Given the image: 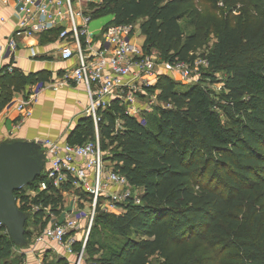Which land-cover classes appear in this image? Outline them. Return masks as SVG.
Masks as SVG:
<instances>
[{"label":"trees","instance_id":"1","mask_svg":"<svg viewBox=\"0 0 264 264\" xmlns=\"http://www.w3.org/2000/svg\"><path fill=\"white\" fill-rule=\"evenodd\" d=\"M222 2L230 16L241 5L240 15L226 22L202 57L209 63L203 77L223 84L221 101L202 82L179 91L172 77L161 76L148 92L159 88V101L169 107L155 106L145 115L146 124L128 115L127 106L118 102L101 114L105 160L142 196L141 205L131 201L121 215L98 211L86 247L87 262L152 264L150 257L157 256L160 264L220 260L264 264V0ZM190 4V0H95L90 10L95 20L111 16L109 25L141 22L145 51L156 52L164 62L194 65L200 42L196 27L202 16L187 8ZM190 27L196 30L189 33ZM13 71L0 79V114L15 94L47 81ZM87 130H93L89 118L80 121L68 142L90 141ZM42 179L43 175L29 189L37 188ZM24 191L15 195L29 217L28 248L42 227L39 219L32 221ZM41 201L53 204L55 212L62 203L60 197L46 194L33 203ZM103 231L116 238L115 245L97 240L96 234ZM16 248L25 249L0 229V264H18ZM48 261L46 257L45 264H72L63 257Z\"/></svg>","mask_w":264,"mask_h":264},{"label":"built area","instance_id":"2","mask_svg":"<svg viewBox=\"0 0 264 264\" xmlns=\"http://www.w3.org/2000/svg\"><path fill=\"white\" fill-rule=\"evenodd\" d=\"M94 1L17 0V6L22 17L20 26L26 35L60 29L57 37L60 58L63 62L75 60L76 65L66 69L52 88L58 91L69 85L82 87L90 100L86 114L96 127L101 114L110 110L113 102L126 105L128 115L146 124L145 115L153 110L151 104L158 101V95L148 91L161 76H178L191 85L202 81L201 68L209 69L206 59L198 58L194 65L161 61L156 52L149 53L136 42L140 32L135 24L108 25L99 35L93 34L90 26L95 19L90 4ZM0 2L8 4L9 0ZM16 49V40L10 39L0 47V56L10 55ZM13 70L10 67L9 72ZM44 87L38 84L27 97L15 101L20 124L33 115ZM140 101L146 102L139 104ZM117 125V130H122L119 122ZM37 142L46 152L43 179L37 188H24L23 195L30 200L28 213L32 221L39 219L42 230L23 253L36 254L40 246L49 244L51 248L54 245L55 252L60 249L72 264H98L87 262L86 253L98 211L121 215L131 201L141 205L142 191L131 186L125 175L106 162L107 152L102 148L98 130L95 139L84 144L51 139ZM42 194L53 198L75 194L76 198L68 205L59 204L55 212L53 204L33 203ZM17 203L20 208L21 203ZM0 229L7 234L1 223ZM79 243L81 249L77 250ZM38 264H44V259L39 258Z\"/></svg>","mask_w":264,"mask_h":264},{"label":"crops","instance_id":"3","mask_svg":"<svg viewBox=\"0 0 264 264\" xmlns=\"http://www.w3.org/2000/svg\"><path fill=\"white\" fill-rule=\"evenodd\" d=\"M21 18L17 0H9L8 4L0 2V47L10 39H15L17 42L15 52L6 54L4 57L0 56V79L5 73L12 74L14 71L9 72V69L13 67L26 77H32L34 80L47 79V81L45 83L38 81L36 84L27 86L25 92L15 94L11 105L0 114V144L14 140L68 141L80 121L87 118L86 111L90 100L82 87L69 85L54 91L52 86L62 77L66 69L76 65V61L61 60L60 44L55 30L30 37L20 26ZM104 18L110 19L108 24L104 25L103 22L94 25L93 23L90 26L93 34L99 35L113 19L111 16ZM144 41L143 38L141 44H144ZM38 84L45 87L33 108V115L20 124V115L14 107L15 101L27 97ZM36 234L35 232L33 239ZM48 245L40 246L38 248L40 252L29 255L23 253L27 248H16L15 253L20 257L19 264H38L39 258H43L45 264L46 257L50 258V261L58 257L67 258L60 249L55 252L52 250L54 245L52 248Z\"/></svg>","mask_w":264,"mask_h":264},{"label":"water","instance_id":"4","mask_svg":"<svg viewBox=\"0 0 264 264\" xmlns=\"http://www.w3.org/2000/svg\"><path fill=\"white\" fill-rule=\"evenodd\" d=\"M46 152L36 141H6L0 144V223L18 247L25 248L28 215L18 206L16 192L43 175Z\"/></svg>","mask_w":264,"mask_h":264},{"label":"rangeland","instance_id":"5","mask_svg":"<svg viewBox=\"0 0 264 264\" xmlns=\"http://www.w3.org/2000/svg\"><path fill=\"white\" fill-rule=\"evenodd\" d=\"M190 3L191 4L187 8L192 7L194 9V11L199 12L201 14V16H202L198 26L196 27L200 31V42L198 44L197 50L195 52V55L197 57H199V59H204L202 57L207 55L208 52L211 50V48L215 44L218 31H220L223 28V26L226 24L227 21L234 20L240 15V13H239L240 10L239 9L241 8V5L238 4L237 5L238 11L232 13V15L230 16L229 9L226 8V5L223 4L222 0H190ZM109 20H110L109 18H101V19L94 20L92 22V24L95 23L94 25H97V24H100V23L104 22L105 23L104 25H106V24H108ZM135 25H137L139 27V32H140V35L137 38V41H138L137 43L139 45H143V44H141V43H143V38H144L142 36V32L140 30L141 22H138ZM196 28L190 27L188 29V32L191 33L193 31H195ZM201 71H202L201 73L205 74L207 70L203 67V68H201ZM217 77L220 80L223 79V75H221V74H218ZM172 78L174 79V81H176V83L178 85L177 88H178L179 91H187L188 89H190V86H192L190 83L181 80V78H179L178 76H172ZM201 82H202L201 85L204 88H206L209 91H211L213 93V95L215 97H218L219 98L218 100H220V96L223 93V84L221 82L220 83H216V84H212L210 81L206 80L204 77H202V81ZM160 91L161 90L158 88L156 90L155 94H157L159 96L160 95ZM145 102L146 101H140L139 104H143ZM151 105H153V109H154L155 106L156 107L158 106V107H161V108H164V107L168 108L169 107V105L165 106L164 103H161L159 101V99H158L157 102L152 103ZM152 112H153V110L151 111V113ZM87 118L92 119V117H89L88 115H87ZM104 122L105 121L103 120L102 116H101V120L98 121L97 127H96V124L93 122V130H87L86 131V135L88 136L89 140H91L92 138H94L96 136L97 130H98V134L100 136L99 127ZM100 138H101V136H100ZM107 144H109V141L107 142ZM115 147H116V145L113 146V148H115ZM75 198H76L75 194L74 195L71 194L69 196L66 195V196H62L61 197L62 202H64L67 205L69 203H71ZM84 203H85V201L83 202V204ZM86 203L88 204V201H86ZM96 237H97V240L100 243L106 244L107 246L109 244H111V245H113V244L115 245L116 244V238H112L111 235H108V232H105V231H103L102 233L99 232L98 234H96ZM15 252H17V251L15 250ZM101 255H102V253H100L98 255V257H101ZM15 257H17V259L20 261V257L17 255V253L15 254ZM48 260L50 261V258H48ZM160 260H162V259L158 258L157 256L150 257V261H151L152 264H160L161 263ZM223 262H224L223 260H220V261H217L216 264H220V263L222 264ZM17 263L19 264V262H17ZM208 264H215V263L209 262Z\"/></svg>","mask_w":264,"mask_h":264}]
</instances>
